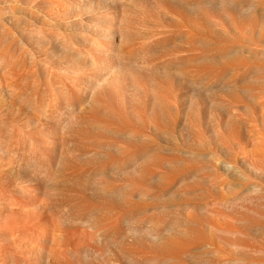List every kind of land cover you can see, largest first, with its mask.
<instances>
[{
	"label": "bare ground",
	"instance_id": "1",
	"mask_svg": "<svg viewBox=\"0 0 264 264\" xmlns=\"http://www.w3.org/2000/svg\"><path fill=\"white\" fill-rule=\"evenodd\" d=\"M0 264H264V0H0Z\"/></svg>",
	"mask_w": 264,
	"mask_h": 264
},
{
	"label": "rangeland",
	"instance_id": "2",
	"mask_svg": "<svg viewBox=\"0 0 264 264\" xmlns=\"http://www.w3.org/2000/svg\"><path fill=\"white\" fill-rule=\"evenodd\" d=\"M72 33H73V35H72ZM60 34H61V33H60ZM62 34H64V33H62ZM62 34H61V35H62ZM68 34H70V35H69V38H72L73 36L76 35V34L74 35V32H71V33L68 32V33H66L65 35L68 36ZM65 35H63V36H65ZM74 48H78V47L74 45ZM25 101H26V99H25ZM25 101H24V99H23V102H25ZM21 106L23 107V104H19V105H17V108H18V107H21ZM161 143H162V142H161ZM161 143H160V144H161ZM161 145H162L163 147H168V144L166 145L165 143H162Z\"/></svg>",
	"mask_w": 264,
	"mask_h": 264
}]
</instances>
